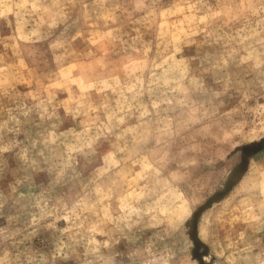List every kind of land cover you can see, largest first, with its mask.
I'll return each instance as SVG.
<instances>
[{"label": "rangeland", "instance_id": "374dc122", "mask_svg": "<svg viewBox=\"0 0 264 264\" xmlns=\"http://www.w3.org/2000/svg\"><path fill=\"white\" fill-rule=\"evenodd\" d=\"M0 264H264V0H0Z\"/></svg>", "mask_w": 264, "mask_h": 264}]
</instances>
